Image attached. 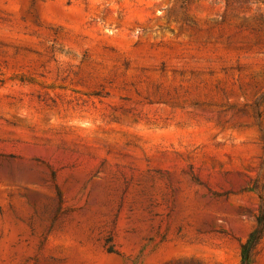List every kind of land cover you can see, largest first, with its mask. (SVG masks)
I'll return each instance as SVG.
<instances>
[{"label": "rangeland", "instance_id": "374dc122", "mask_svg": "<svg viewBox=\"0 0 264 264\" xmlns=\"http://www.w3.org/2000/svg\"><path fill=\"white\" fill-rule=\"evenodd\" d=\"M261 209L264 0H0V264H241Z\"/></svg>", "mask_w": 264, "mask_h": 264}, {"label": "trees", "instance_id": "16d2710c", "mask_svg": "<svg viewBox=\"0 0 264 264\" xmlns=\"http://www.w3.org/2000/svg\"><path fill=\"white\" fill-rule=\"evenodd\" d=\"M264 238V209L260 210L257 216V227L249 235L246 242L242 245V262L241 264H253L254 256Z\"/></svg>", "mask_w": 264, "mask_h": 264}]
</instances>
